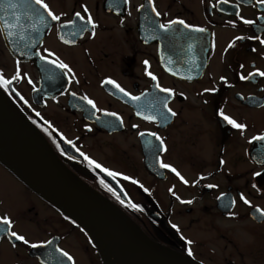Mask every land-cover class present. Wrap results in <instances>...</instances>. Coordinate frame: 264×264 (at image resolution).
I'll return each instance as SVG.
<instances>
[{
  "label": "flooded vegetation",
  "instance_id": "obj_1",
  "mask_svg": "<svg viewBox=\"0 0 264 264\" xmlns=\"http://www.w3.org/2000/svg\"><path fill=\"white\" fill-rule=\"evenodd\" d=\"M46 3L59 21L26 0H0V75L20 73L0 87L11 108L0 109V149L60 194L80 180L151 242L195 263L264 264V76L249 75L264 71V3ZM174 20L205 31L159 27ZM3 217L0 264L128 259L0 161Z\"/></svg>",
  "mask_w": 264,
  "mask_h": 264
},
{
  "label": "water",
  "instance_id": "obj_2",
  "mask_svg": "<svg viewBox=\"0 0 264 264\" xmlns=\"http://www.w3.org/2000/svg\"><path fill=\"white\" fill-rule=\"evenodd\" d=\"M2 105L11 109L0 91V109ZM4 133L5 126L0 121V143ZM6 151L8 152V149ZM0 161L10 167L34 191L57 205L65 214L92 228L96 234L101 235L104 239L111 240L118 249L128 255V259H124V261H129L130 264H198L154 244L131 220L120 213L121 218L127 220L134 231L127 229L103 208L104 205H108L117 210L116 207L98 194H92L87 185L80 180L74 179L71 182H66L65 192L60 194L56 191L55 184L47 183L38 178L35 170L12 162L1 149ZM100 199L104 205L99 203L101 202Z\"/></svg>",
  "mask_w": 264,
  "mask_h": 264
},
{
  "label": "snow or ice",
  "instance_id": "obj_3",
  "mask_svg": "<svg viewBox=\"0 0 264 264\" xmlns=\"http://www.w3.org/2000/svg\"><path fill=\"white\" fill-rule=\"evenodd\" d=\"M26 2H30V3H32L34 5L39 6V9L42 10L43 13H46L47 16L51 18V20H53V21H59L60 20V16H58V15H56V14H54L52 12V10L50 9L49 5L46 3V0H26ZM257 2L258 3H264V0H257ZM153 11H155V8H153ZM156 15L159 16L160 14L157 12ZM76 16L80 17V19H83V17L80 16V13H76ZM88 19H89V22H91V17L90 16H89ZM41 20H43V16L42 15H41ZM245 23L251 24V23H253V21L246 20ZM175 24H180L184 28L192 29L193 31H197V32H204L205 31V29H203V28H193V26L187 25L183 20L169 21L168 24H160L159 27L161 29H164L165 31H168ZM10 35H11V33H10ZM73 35H75V33ZM236 39L237 40L243 39V37H237ZM261 43H264V40H262ZM232 46H233V44H229V47H232ZM43 59L47 60V57H43ZM48 63L56 65V67L59 68V69H67L68 72H71V69L69 68V66L67 64L63 63V62H57L56 60H50V61H48ZM145 64L147 65V61H145ZM255 74H258L260 76H264V71H259L258 70L257 73H250L249 75H255ZM148 75L152 76V73L149 72ZM19 77H20L19 71H17V74L15 76H13L12 79H5L3 75H0V87L7 88L12 83V80L18 79ZM152 78L154 80L156 79L154 76ZM241 79H247V77H243L242 76ZM105 83L114 85L115 88L118 89L125 96H129L130 95L122 87H120L119 84H117L115 81H113L111 79L106 80ZM157 87H159L158 84H157ZM161 91L170 93L171 89L163 88V89H161ZM206 91H208V90H206ZM212 91H214V90H212ZM73 95H75V94H73ZM82 99L86 100L89 105H91L93 108H95V104H94V102L92 100L88 99L87 97H83ZM131 99L139 100L140 97L132 96ZM169 111H171V109H169ZM172 114L175 115V113H172ZM108 115L116 116L115 113H108ZM221 115H223V113H221ZM224 119L227 120V122L229 124H231L235 128L243 129L245 127L244 125L237 123L235 120H232V119H230L227 116H224ZM141 135L143 136L144 134L141 133ZM153 135H155V134H153ZM157 139H159V137H157ZM258 139H264V136L258 137ZM160 143L163 144V141L161 140ZM92 163H95V162L93 161ZM160 166L163 167V168L171 167L170 165L164 164V163H161ZM96 167L99 168L100 165L97 164ZM104 171H108V170L104 169ZM172 171L176 172V169L173 168ZM109 174L110 175H119V173H109ZM176 174L178 176L180 175L178 172ZM256 175H260V173H256ZM180 178L182 180L184 179L182 176ZM125 179H128V178L125 177ZM184 182L187 183L186 180H184ZM209 187H214V185H209ZM245 202L247 203V201H245ZM188 203H191V201H188ZM261 215H264V211L261 212ZM0 223H3L5 225H9L11 223V221L8 220L7 217H3V218H0ZM10 235L12 237H14L18 241H22L25 244L28 243V241L25 239L24 236L18 235L15 231L10 232ZM189 243H191V241H189ZM32 246L33 247H37V245H35V244L32 245ZM63 255L68 257L69 260H71V257L68 255V253L65 252V253H63Z\"/></svg>",
  "mask_w": 264,
  "mask_h": 264
},
{
  "label": "bare ground",
  "instance_id": "obj_4",
  "mask_svg": "<svg viewBox=\"0 0 264 264\" xmlns=\"http://www.w3.org/2000/svg\"><path fill=\"white\" fill-rule=\"evenodd\" d=\"M103 208L110 213V215L117 220L120 224H122L123 226H125L127 229L134 231V229L127 223V220H124L121 218V215L118 211H116L115 209H112L110 206L108 205H104ZM124 264H130L129 261H124ZM122 263V262H120Z\"/></svg>",
  "mask_w": 264,
  "mask_h": 264
}]
</instances>
